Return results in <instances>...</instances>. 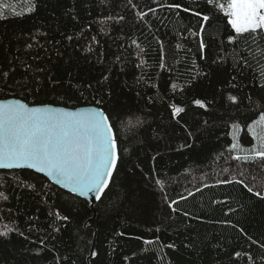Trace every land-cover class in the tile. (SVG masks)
I'll list each match as a JSON object with an SVG mask.
<instances>
[{
  "label": "trees",
  "instance_id": "obj_1",
  "mask_svg": "<svg viewBox=\"0 0 264 264\" xmlns=\"http://www.w3.org/2000/svg\"><path fill=\"white\" fill-rule=\"evenodd\" d=\"M193 11L210 16L202 54ZM0 17V74H9L0 75V98L78 107L104 96L99 107L121 115L123 155L94 206L32 169H0L9 197L0 198V227L24 233L0 238V264H264V199L254 194L264 169L248 166L241 177L231 157L244 153L229 151L234 137L250 149L264 136V39L229 45L227 17L206 0H0ZM201 98L205 109L192 103ZM170 104L185 112L173 117ZM56 211L70 219L55 220Z\"/></svg>",
  "mask_w": 264,
  "mask_h": 264
},
{
  "label": "snow or ice",
  "instance_id": "obj_2",
  "mask_svg": "<svg viewBox=\"0 0 264 264\" xmlns=\"http://www.w3.org/2000/svg\"><path fill=\"white\" fill-rule=\"evenodd\" d=\"M100 3H105V0H100ZM206 3L211 5L213 9L220 10L227 17V24L231 26L234 33L227 35L229 45L238 44L239 39L245 36L253 42L264 39V0H225L224 3H220L219 0H206ZM166 7L181 9L182 5L171 3ZM149 10L155 12V9ZM183 11L188 12L190 9L183 7ZM192 14L201 18L202 21L199 30L192 33V35L200 37L199 50L202 54L209 46L205 43L202 34L206 31V25L210 24V16L201 11H193ZM138 15L143 18L147 13H138ZM73 18L75 19V17ZM107 19L122 21L124 17L109 16ZM67 39L72 40L73 37L68 36ZM93 39L95 40V37ZM133 43L136 42L133 41ZM28 47H32V45L29 44ZM223 50L224 46L221 45V51ZM164 51L163 42H160L161 68L165 67L163 63ZM201 59H204L203 55H201ZM218 59L223 60V57H218ZM140 66L137 65V67ZM0 75L8 77L9 74L3 72ZM262 76H264V72H262ZM232 79L234 80L235 77ZM103 81L108 82L109 77L105 75ZM139 82L140 78L137 80V83ZM51 83L56 84L58 81L52 80ZM229 83L232 88L237 87L236 84ZM97 84L100 85V89L97 90H102L103 84L100 81ZM88 87L92 88L93 86L89 84ZM179 88H181L179 84L175 82L171 84L173 92ZM261 88H264V85H261ZM106 96L111 99V91H108ZM227 98L233 104L241 102L237 95L231 93ZM95 103L98 106L104 105L105 97L101 96L100 99L95 100ZM192 103L201 109H205L211 102L206 103L205 99L201 98L194 99ZM169 107L172 109L173 117L185 112L183 107L175 104H170ZM114 112H116L115 109L110 110L107 107L70 112L64 109L30 107L20 101L0 103V169H35L36 172L51 177L55 183L68 188L74 194L85 196L88 193H94L95 199L100 200L105 189L109 188V183L114 180V173L118 172L119 166L123 162L120 148L122 139L117 127V122H122V120L119 113H116L114 119ZM259 121L260 127H264V112H261ZM256 123L254 120L253 124L247 125L249 132L252 131L253 125ZM232 127L239 129L238 124H233ZM254 139H257L258 143L253 144L250 149H244L234 137V142L229 149L230 152L244 153V155L231 157L237 162L236 170L241 177L248 175V166L264 169V136L254 137ZM123 151L127 152V149L125 148ZM253 178L255 179V177ZM232 182L244 185L250 193L254 191L245 183L244 179L218 181V183L224 184ZM156 183L159 184L160 181L157 180ZM19 186L35 188V185L26 184L23 181L20 182ZM261 188L262 190H256L254 194L264 199V183H262ZM192 195L194 193L189 192V196ZM0 198L6 201L9 197L0 191ZM182 199H187V197H182ZM174 203L177 202L173 201L172 204ZM172 204H169V207ZM49 215L54 216L57 221L70 219L68 215L61 214L60 211L50 212ZM184 215L189 214L184 213ZM55 231L58 232L60 229L56 228ZM13 232H18L21 236L24 235L17 228L5 224L0 227V238L7 239ZM145 243L150 244L151 241H145ZM40 244H44L43 239L40 240ZM166 247L174 248L175 245L168 244ZM236 255L240 256L241 254L237 252Z\"/></svg>",
  "mask_w": 264,
  "mask_h": 264
},
{
  "label": "water",
  "instance_id": "obj_3",
  "mask_svg": "<svg viewBox=\"0 0 264 264\" xmlns=\"http://www.w3.org/2000/svg\"><path fill=\"white\" fill-rule=\"evenodd\" d=\"M5 101H20L21 103L28 104L30 107H41V108L47 107V108H53V109H64L65 111H70V112L87 111L89 109H93V108L99 107L97 105H82V106H78V107H66V106H63V105H55V104H29L26 101H24V100H22L20 98H17V97L0 98V103H4ZM12 169H23V168H12ZM27 169H30V168H27ZM32 170L36 171L35 169H32ZM48 178L53 183H55V181L51 177H48ZM55 184L58 185V186H60V187H62L61 185H59L57 183H55ZM109 185H110V183H109ZM62 188H64V187H62ZM64 189L70 191L68 188H64ZM105 191H106V189H105ZM102 196H103V194H102ZM81 197L87 199L92 204V206H94L95 204H97L99 202V200H96L95 199V194L94 193H88L87 195L81 196ZM91 253L92 254L94 253V246L92 247Z\"/></svg>",
  "mask_w": 264,
  "mask_h": 264
},
{
  "label": "bare ground",
  "instance_id": "obj_4",
  "mask_svg": "<svg viewBox=\"0 0 264 264\" xmlns=\"http://www.w3.org/2000/svg\"><path fill=\"white\" fill-rule=\"evenodd\" d=\"M233 131V130H232Z\"/></svg>",
  "mask_w": 264,
  "mask_h": 264
}]
</instances>
